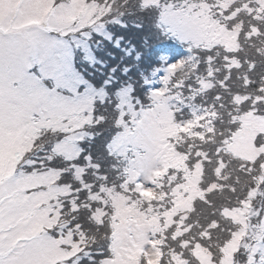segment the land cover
<instances>
[{
    "label": "rangeland",
    "instance_id": "374dc122",
    "mask_svg": "<svg viewBox=\"0 0 264 264\" xmlns=\"http://www.w3.org/2000/svg\"><path fill=\"white\" fill-rule=\"evenodd\" d=\"M102 8L94 0H0V264H76L73 261L77 260L78 244L71 237L57 239L49 232L57 218L51 215V202L68 192L67 186L56 182L60 171L29 173L20 165L33 163L26 154L44 143V132L55 134L54 149L58 153L67 158L79 153L78 141L88 134L87 126L94 123L96 100L103 99L106 92L84 78L76 68L75 55L80 50L86 59L93 60L88 37L92 29L103 28L99 17ZM161 16L180 41L238 47L237 31L214 20L206 5L192 9L164 5ZM53 58L66 64L71 75L53 71ZM182 66L181 61H173L170 67L156 70L157 78L151 81L155 103L150 109H135L128 92L119 93L122 129L113 140V148L128 159L130 179L135 181L136 191L143 194L142 199L157 198L154 189L170 168L183 170L186 180L173 190L171 208L160 215L151 205L143 210L130 198L111 194L116 210L115 257L104 264H140L143 255L148 264H158L156 233L161 217L166 224L172 223L174 215L190 209L201 194L198 183L202 167L188 170L175 142L181 131L204 136L210 119L205 110L195 109L191 119L176 122L181 99L170 91L168 81ZM78 85L85 87L77 91ZM126 113L132 122L126 119ZM242 123L231 148L237 155L253 160L264 153V142L256 144L258 136L264 134V115L249 111ZM262 182L263 188L258 186L244 207L228 212L238 228L221 261L214 262L202 249L196 253L201 264H264V179ZM250 222L255 226H249Z\"/></svg>",
    "mask_w": 264,
    "mask_h": 264
},
{
    "label": "trees",
    "instance_id": "16d2710c",
    "mask_svg": "<svg viewBox=\"0 0 264 264\" xmlns=\"http://www.w3.org/2000/svg\"><path fill=\"white\" fill-rule=\"evenodd\" d=\"M94 1L103 6L99 16L103 28L92 29L88 37L93 60L86 59L80 50L75 55L76 68L84 78L106 92L103 99L96 100L94 123L78 141L76 157L58 153L55 134L44 132L43 146L36 145L39 148L26 154L33 163L20 165L29 173L57 169V184L68 188L51 202V215L57 218L49 232L57 239L71 237L78 244L76 264H104L115 257L112 193L136 201L143 210L151 205L159 215L171 208L173 190L185 182V172L170 168L154 189L157 198L142 199L143 194L130 179L128 159L115 151L113 140L122 129L120 91L128 92L135 109H150L155 103L151 81L157 78L156 70L181 61L182 68L168 81L170 91L181 99L176 122L191 119L195 109H200L208 113L210 127L204 136L181 131L175 142L188 170L202 167L201 194L190 209L177 212L172 223L166 224L161 217L156 233L158 264H201L196 253L202 249L219 263L238 228L228 212L244 207L252 192L258 186L263 188L264 153L250 160L237 155L231 143L242 129L245 113L264 115V0H231L226 5L227 0H160L157 4H146L145 0ZM164 5L176 9L206 5L214 20L237 31L238 47L180 41L162 21ZM36 72L43 77L38 69ZM114 82L118 86L106 87ZM125 117L132 122L129 113ZM261 142L264 134L258 136L257 146ZM261 198L263 203L264 194ZM140 264H148L145 255Z\"/></svg>",
    "mask_w": 264,
    "mask_h": 264
},
{
    "label": "snow or ice",
    "instance_id": "6c2138e0",
    "mask_svg": "<svg viewBox=\"0 0 264 264\" xmlns=\"http://www.w3.org/2000/svg\"><path fill=\"white\" fill-rule=\"evenodd\" d=\"M50 67L52 68L53 71H61L62 70V74L67 73L69 76L71 75L68 68H67V65L66 64L62 65L56 58H53ZM113 75H115V73H113ZM97 83L98 84L102 83V81H98ZM116 86H118V82H114L113 84L106 85V87H110V88L116 87ZM79 87H85V85H78V87L76 89L77 91L79 90ZM105 103H107V101H105Z\"/></svg>",
    "mask_w": 264,
    "mask_h": 264
},
{
    "label": "flooded vegetation",
    "instance_id": "af4514ba",
    "mask_svg": "<svg viewBox=\"0 0 264 264\" xmlns=\"http://www.w3.org/2000/svg\"><path fill=\"white\" fill-rule=\"evenodd\" d=\"M250 225H251V227H252V226H255V224H253L252 222H250Z\"/></svg>",
    "mask_w": 264,
    "mask_h": 264
},
{
    "label": "water",
    "instance_id": "95a60500",
    "mask_svg": "<svg viewBox=\"0 0 264 264\" xmlns=\"http://www.w3.org/2000/svg\"><path fill=\"white\" fill-rule=\"evenodd\" d=\"M249 216H252V213H250ZM249 226H250V224H249Z\"/></svg>",
    "mask_w": 264,
    "mask_h": 264
}]
</instances>
